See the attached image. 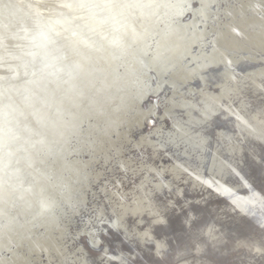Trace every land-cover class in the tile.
Here are the masks:
<instances>
[{"label": "bare ground", "instance_id": "1", "mask_svg": "<svg viewBox=\"0 0 264 264\" xmlns=\"http://www.w3.org/2000/svg\"><path fill=\"white\" fill-rule=\"evenodd\" d=\"M30 2L32 12L27 10V4ZM76 2L78 1L0 0L2 112L14 110L11 102L13 93L11 91L8 94L4 90H7L9 85L14 89L17 84L12 81L13 76L15 78L16 73L27 69L24 60L28 59L27 56L31 51L26 45L30 41L27 37L28 32L37 30L40 16L47 21L67 17L81 26L87 25L92 16L82 11ZM99 3L110 5L108 0ZM146 3L151 5L150 8H154L155 4L158 6L156 2ZM124 4L119 2L115 7H104L102 16L115 15L116 20L120 21L116 23L120 30H110L105 28L106 25L100 24L102 27L98 28L99 35L103 38L104 31L119 34L120 47L132 42L138 46L140 42L133 38L138 36L137 34L141 35L139 32L143 33V37L139 38L143 41L156 40L158 34L152 35L153 40H151L150 34L143 29L134 33L131 31L134 26H124L123 22L127 20L123 18L126 16L118 17L123 11ZM220 4H224L220 10L207 14L211 24L207 23L206 18L204 22L198 18L201 16L198 15L200 9L190 22L183 24L184 28L193 29L192 36L195 41L192 44L198 45L196 52H191L192 45L188 46L186 41L185 44H179L180 39L167 37V45L159 42L155 55L150 53L155 58L149 69L157 73L156 91L161 89L168 91L163 100L160 116L155 117L151 107L150 111H141L137 104L148 94V81L151 78L149 74L144 76L145 72L139 69L135 60L132 65L130 60L125 59L126 67L121 66L122 69L117 67L114 71L112 69H107L105 73L102 71L106 78L111 77L112 74L118 75L116 77L122 81L120 85L123 88L122 92L113 99L108 98L110 97L108 95L106 99H110L109 101L102 100L106 108L98 110L96 107L94 109L96 118L94 121L90 119L92 122H88L89 130L82 132L86 137L85 144L83 143L82 147H78V144L69 146L65 156L58 159L54 167L49 169L50 179L44 177V180L52 185L51 190L47 192L49 198L53 203H58L59 207L45 208L37 200L29 204L30 201H34L24 198L25 205L20 204L13 208L12 212L7 210L8 218L13 222L12 226L9 225L10 229L5 226L6 231L0 233V264H38L42 262L39 259L42 254L45 255V262L40 264H66V258L69 264L71 262L84 264V261H87V264H100V257L91 254L77 260L78 250L88 252L81 245L73 247L70 251L63 239L67 231L66 224L76 222L74 225L78 226L75 228V233L77 235L84 233L90 238L89 234L96 231L94 228L96 218L101 213L104 216L107 213L112 216L114 209L124 216L127 238L123 228L116 234L128 242L130 247H134V253L131 255L136 256L135 264H264V251H258L264 248V231L258 226L242 229L243 220L239 212L233 211L214 193L199 186L194 175L190 176L176 167L177 164L187 162L184 163V167L188 165L194 167L199 163L201 172L205 166L211 169L213 161L202 157L203 149L198 150L189 140V137H195L197 133L201 135L209 133L213 136L211 151L217 157L215 163L218 169L222 162H230L234 167H239L242 161L245 162L247 159L250 165L253 155H256L258 160L259 155L264 153V139L260 138L264 136V125L260 124V121L264 120V0H224V3L219 2V7ZM156 10L160 14L163 13L161 18H164L166 13L158 8ZM202 13L206 15L205 11ZM184 14L185 11H182L179 16ZM141 16L145 18L143 14L132 15L133 18ZM130 20L131 18L128 19ZM208 26H210L209 30ZM103 29L104 31H101ZM182 31L183 29L179 36H185L187 42L192 39ZM53 35L54 38L66 41L70 38L66 33L57 30ZM164 35H167L166 32ZM100 42L110 45L109 40L102 39ZM76 43L78 44L76 39L70 41V45ZM207 46H210L208 53ZM138 47L146 49L143 45ZM115 48L116 45L113 52ZM90 53L84 54V60H78L83 63L84 72L88 70L92 72L91 64L94 67L104 63L109 64L110 61L103 59L107 57L105 50L100 52L101 57L93 54V51ZM53 56L59 57V50ZM5 58L7 61H4ZM243 64L251 65L250 67L253 68L243 72L237 71V68L242 67ZM244 65L243 67H246ZM164 68L167 70L164 71ZM149 69H145L147 73ZM215 71H220L221 77L214 83L208 74L212 75L216 73ZM113 80L117 82L114 77ZM185 86L189 89L184 92L182 88ZM221 86L232 89V93L222 95ZM22 89L21 87L20 90ZM138 89L142 90L141 95L134 94ZM229 106L231 110L240 113L251 127L243 130L238 127V122L228 110ZM44 108L45 106H42V109ZM228 120L233 121V124L228 126ZM252 129H255V132L250 134ZM169 148L175 151L174 153L182 152L183 155L176 156L169 151ZM156 172L161 174L159 178H154ZM161 179L167 187L157 189ZM97 183L98 192L93 191L94 201L88 205L87 188L89 189L90 184ZM39 192L41 193L39 197L45 196L41 189ZM146 192L151 193L153 202L157 204L166 202V198L177 202V207L167 213L169 225L166 228L160 226L153 228V236L158 240L166 241V247L159 257L155 255V249L151 244L145 243L136 235L149 227L151 217L147 212L133 214L136 205L132 197L143 199ZM178 192L182 193V196H178ZM120 193L128 195L121 200ZM185 201H190L191 208L199 210L203 219L219 221L215 224L218 239L205 237L206 243L203 251L199 253L186 248L188 239L183 224L184 213L180 211V206ZM78 204H82L81 207H78ZM146 206L147 201H145ZM245 208L257 219L264 212L259 201L247 204ZM77 215L79 218L85 215L82 222L76 220ZM36 222V226L30 225ZM40 223L47 224L42 234L40 229H37L43 226ZM54 228L57 233H52ZM237 234L248 238L249 247L234 246L233 237ZM108 240L113 250L117 253L123 251L129 256L130 250L122 248L123 243H126L117 240L114 231H109ZM104 264H108L106 257Z\"/></svg>", "mask_w": 264, "mask_h": 264}, {"label": "water", "instance_id": "2", "mask_svg": "<svg viewBox=\"0 0 264 264\" xmlns=\"http://www.w3.org/2000/svg\"><path fill=\"white\" fill-rule=\"evenodd\" d=\"M74 1H78L76 4L81 7L82 11L92 16V18L89 17L91 19L87 25L81 26L78 22H74L67 17L61 20L47 21L40 16L37 30H30L28 36L26 35L30 39L26 45L31 49L27 56L28 59L24 60L27 69L26 71L16 73L15 78L12 75V81H15L17 84V86L13 87L14 89L10 88L11 85H9L7 90H4L8 94L12 91L13 99L11 102L14 105V110L9 109V112H2L3 105H0V233L3 230L6 231V227L10 229V226H12L13 220L10 222L7 210L9 209L12 212V209H15L20 204L25 205L24 198L34 201H30L29 204L35 203L37 200L45 208L53 206L56 209L59 207L58 203H53V200L49 198L50 196L47 192L49 189L51 190L52 185L47 183L44 177L50 179L49 169L52 166L54 167V163L58 159L65 156L69 146H76L78 144V147H82L83 143L85 144L86 137L82 132L89 130L90 125H88V122L94 121L96 118L94 116V109L96 107H98V110L106 108L102 100L106 99L108 95H110L108 98L113 99L117 95H120V92L123 90L122 86H120L122 81L116 77L118 75L112 74L111 77L106 78L102 74V71L104 73L108 71L107 69L114 71L117 67L122 69L121 66L126 67L124 63L125 59L130 60L132 65L133 60H135L140 67L139 69H143V73L145 72L144 76L149 74L151 78L148 81V94L143 95L144 97L140 101L137 99L139 101L137 104H139L141 111H150L152 109L155 117L160 116L163 110V100L168 91H163V89L156 91L158 85L157 73L154 70L150 71L151 68L149 69L150 65H153V59H155L151 54H154L157 50L156 47L159 48V42L167 45L168 38L180 39L179 44H185L186 41L188 46L192 45L191 52H196L198 45L192 44L195 41L192 36L193 29L192 27L184 28L183 24L190 22L198 9L201 12V14L199 12L198 15L201 16H198V18H201L202 22L207 19V23L211 24L209 22L210 17L208 18L207 14L216 12L218 11L217 9L220 10L224 5L220 4L219 7V2L224 3V0H108L110 5L100 4L99 2H102V0ZM119 2H124V5H127L126 7L124 6L122 13H119L120 15L118 16H122V18L126 16L123 18L127 20L123 22L125 27L134 26V28H131V31L134 33L143 29L144 32L150 34V39L152 35L158 34L159 37L156 40L151 39L153 42L139 39L143 37L142 32H139L141 35L137 34L138 36H134L133 39L140 42L138 46L143 45L146 49L139 48L134 42L129 43L125 47H120L119 34L115 35L105 32L104 29L101 30L104 31V37L102 38L99 35L100 29L98 28L102 27L100 24L106 25L105 28L110 30H120L116 26V23L120 21L116 20L115 15L102 16L104 7H115ZM146 2H156L158 6L155 4L153 5L154 8H150L149 6L151 5H148ZM204 2L207 3L204 4ZM31 6V2L27 4V10L30 12L33 11ZM155 8L161 9L166 13L164 18H161L163 13H158ZM153 9H155L154 12H152ZM182 11H185V14L179 16V13L182 14ZM204 11L206 15H203L202 12ZM131 12L132 14L130 15ZM133 13L143 14L145 18L142 16L140 18H133ZM130 18L131 20L128 21ZM54 29L63 34L66 33L70 38H67V41L61 38H54L53 33L56 32ZM182 29V32H186L185 34L192 38L188 42L185 36H179ZM207 29L209 30L210 26ZM165 32L167 35H164ZM111 35L113 38L110 37ZM72 39L78 40V44L70 45ZM102 39L109 40L110 45L100 42ZM115 45L114 53L113 49ZM207 47L206 52L208 53L210 46ZM57 50H59V57L53 56ZM102 50L106 51V58L108 59H103L110 61L109 64L104 63V65H95V67L91 64L92 72L90 73L89 70L84 72L82 70L84 65L78 60H84V54H91V51L96 56L101 57L102 54L100 52ZM186 60L188 61L189 58ZM243 65H241L242 67H238L237 71L243 72L253 68L250 67L251 65H244L246 67H243ZM18 67L20 68V65ZM145 69H149L148 73ZM166 70L164 68V71ZM215 72L212 75L208 74L214 83L221 77L220 71ZM113 77L117 82L113 80ZM21 87L23 88L22 90H20ZM188 87L182 88L183 91L185 92L186 89H189ZM141 93L142 90L138 89L134 94L141 95ZM106 100L109 101L110 99ZM42 106H45V108L42 109ZM227 124L230 126L233 124V121L228 120ZM169 151L175 152L170 148ZM174 154L179 157L183 155L182 152ZM179 159L185 160V158ZM247 162H249L247 159L245 162L242 161L239 167L247 171V167H249ZM39 189L42 190L45 196L41 195L39 197L41 194ZM89 189L87 188L86 192L88 205L94 201L92 195H94L93 191L98 192V183L90 184ZM81 205L78 204L77 206L81 207ZM85 215H82L81 218L77 215L78 219L76 218V220L82 222ZM105 216H110V214L107 213ZM109 222L111 223V221ZM74 223L76 222L72 221L71 224H66L67 231L63 236L64 242L70 251H72L73 247L81 245L88 252L90 238L84 233L77 235L75 228L78 225L75 226ZM36 224L37 222L30 225L33 227ZM40 225L43 226L37 229H40L42 234V232H45L44 226L47 224L40 223ZM52 231V233H57L56 228ZM242 233L244 234V232ZM115 237L117 240L125 242L116 232ZM125 243H123L122 248L130 250L129 256L133 258L132 264H135L136 256L131 255L134 253V247H130L131 245L127 244L128 242ZM39 259L42 261L40 263H44L45 255L42 254Z\"/></svg>", "mask_w": 264, "mask_h": 264}, {"label": "snow or ice", "instance_id": "3", "mask_svg": "<svg viewBox=\"0 0 264 264\" xmlns=\"http://www.w3.org/2000/svg\"><path fill=\"white\" fill-rule=\"evenodd\" d=\"M235 31V29H233ZM230 63V62H229ZM222 95H229L232 93V89L221 86ZM230 114L235 117L238 122V127L243 129H248L251 126L245 121L240 113L235 110H231L230 106L228 108ZM261 125H264V120L260 121ZM255 129H252L250 134L254 133ZM185 135H188L185 133ZM264 139V136L260 137ZM212 139L213 136L209 133L201 135L197 133L195 137H189L198 150L203 149L201 156L210 158L213 161L211 169L207 166L204 170L200 171V164L197 163L194 167L188 165L184 167L183 162L177 164L178 169H182L185 173L190 176L194 175V179L199 186L205 188L210 193H214L220 200H222L228 207L233 211L240 213L243 220L241 225L242 229L251 228L253 226H258L259 229L264 231V212L257 219L254 214L249 213L245 205L255 203L259 201L262 209H264V153L259 155V159H256V155L252 156V163L249 165V169L245 171L243 168L238 166H233L230 162H222L221 167L218 169L216 166L217 157L212 153ZM191 169V171H189ZM160 173L156 172L154 178H159ZM143 185H141L142 187ZM167 185L161 182L157 185V189L166 188ZM128 194L120 193V199L123 200ZM178 196H182V193L178 192ZM133 203L136 205L133 210V214H142L147 212L151 220L149 221V227L140 233H136L140 240L145 243H149L155 249V255L159 257L162 251L166 247V241L158 240L153 236V228L160 226L161 228H166L170 221L167 216L169 210L175 209L177 207V202L166 198V202L157 204L153 202V197L151 193H144V198L139 199L132 197ZM145 201H147V206L145 207ZM199 203V202H197ZM180 211L184 213L183 224L186 228V236L188 239V244L186 248L189 250H194L196 253L203 251V246L206 243L205 237L209 239H218L216 236L217 229L215 224L218 220H205L199 210L191 208V202L185 201L183 205L180 206ZM113 216L115 219H113ZM111 221V223H109ZM106 226V227H105ZM96 231L91 232L90 235V247L88 253H85L82 249L77 252V260L85 257L88 254L100 257V264H104V258H107L108 264H132L133 258L125 255L123 251L113 250L111 242L108 240L109 231L119 232L122 228L125 229V238H127V225L124 223V216L117 210H113L112 216L105 217L103 213L95 220ZM233 244L236 247L245 248L249 247V240L246 236H241L237 234L233 237ZM258 251H264V248L258 249ZM66 264H69L68 258H66ZM71 264H76V262H71ZM87 264V261H84Z\"/></svg>", "mask_w": 264, "mask_h": 264}]
</instances>
